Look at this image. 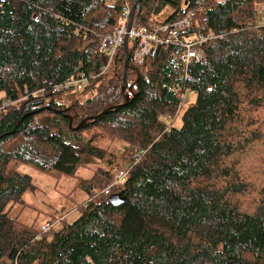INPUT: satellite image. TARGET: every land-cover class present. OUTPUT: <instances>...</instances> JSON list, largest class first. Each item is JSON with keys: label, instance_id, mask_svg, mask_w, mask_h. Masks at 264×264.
<instances>
[{"label": "trees", "instance_id": "1", "mask_svg": "<svg viewBox=\"0 0 264 264\" xmlns=\"http://www.w3.org/2000/svg\"><path fill=\"white\" fill-rule=\"evenodd\" d=\"M136 1L0 0V104L15 101L0 111V264H264V0H138L135 27L197 9L186 33L215 36L207 59L186 68L151 44L139 63L134 38L101 74ZM22 164L91 170L88 201L46 232L20 221L37 190Z\"/></svg>", "mask_w": 264, "mask_h": 264}, {"label": "rangeland", "instance_id": "2", "mask_svg": "<svg viewBox=\"0 0 264 264\" xmlns=\"http://www.w3.org/2000/svg\"><path fill=\"white\" fill-rule=\"evenodd\" d=\"M262 5V9L264 10V4ZM125 6L132 11L133 6L131 7L128 3H126ZM129 15L127 16L129 19L127 21V26L129 30H132L133 27H137H135L133 23H130L131 18H129ZM166 17L167 14L158 16L161 20ZM122 46H124V44ZM87 97H89V95H85L82 99ZM187 97L188 101L183 103L179 111L180 114L174 122L175 126L179 127L182 125V114L187 108L188 102L190 103L195 100L196 94L190 92ZM116 144L119 146L118 152L120 154L127 149L126 144L120 142ZM131 154L132 152L129 153L127 157H130ZM19 168L23 173L31 175L34 184L37 186V190L25 193L23 197L25 205L17 204L12 208V214L18 216L20 221L28 225L35 224L37 227H40L42 224L44 225L51 220L52 222L54 221L53 228H57L59 222L56 223L54 220L55 218H59L61 215H65V217L68 215L66 218L69 219L75 218L77 215L75 212L78 207L86 203L90 197L85 190L78 188L81 179L89 178L91 170L87 168H81L76 176L63 175L57 178L37 171L25 164H22ZM66 212L69 213L65 214Z\"/></svg>", "mask_w": 264, "mask_h": 264}, {"label": "built area", "instance_id": "3", "mask_svg": "<svg viewBox=\"0 0 264 264\" xmlns=\"http://www.w3.org/2000/svg\"><path fill=\"white\" fill-rule=\"evenodd\" d=\"M205 0H200L197 2V5L202 7ZM199 9V8H198ZM197 9L189 10L188 13L180 19L175 21L166 23V24H151L148 27H137L129 30L127 26L128 15L129 18L131 16V11L128 7L124 8V19L120 22V26L118 31L115 33L114 37L108 36L106 41H108L109 49H110V58L105 66H103L101 74H104L112 64L113 58L117 52V50L124 44L125 38L129 39L138 38L142 42L138 46L135 54V59L137 62H143L144 56L149 52L151 44L155 45H174L182 49L180 54V59L184 63L185 67L188 68L193 62H201L207 59V54L204 50V43L213 39L215 36H190L188 33V28L191 27L195 17H196ZM82 82V81H80ZM80 82H68L65 85H58L57 90H63L69 88L73 84H79ZM187 94L184 93L181 95L182 102H187ZM14 104L12 101H3L0 104V111H4L10 104ZM135 156L139 155L136 154ZM125 173H120L119 177L123 179L125 177ZM112 185L107 186L103 190V194L105 196H109L111 194ZM51 225L45 224L42 226V230L44 232L50 230Z\"/></svg>", "mask_w": 264, "mask_h": 264}, {"label": "water", "instance_id": "4", "mask_svg": "<svg viewBox=\"0 0 264 264\" xmlns=\"http://www.w3.org/2000/svg\"><path fill=\"white\" fill-rule=\"evenodd\" d=\"M138 0L135 2V4L133 5L132 11H131V19H130V23H133V19H134V14H135V10H136V5H137ZM128 46V37H126L125 39V43H124V47L127 48ZM129 58V57H128ZM128 58H127V62H126V68H125V74H124V82H125V87L123 88V91L125 92L127 89V69H128ZM127 101H129L127 99ZM99 116H95L94 119H97ZM72 124V121H71ZM113 199V197H110V201Z\"/></svg>", "mask_w": 264, "mask_h": 264}, {"label": "bare ground", "instance_id": "5", "mask_svg": "<svg viewBox=\"0 0 264 264\" xmlns=\"http://www.w3.org/2000/svg\"><path fill=\"white\" fill-rule=\"evenodd\" d=\"M119 26H120V25H119ZM118 28H119V27H118ZM118 28L116 29V31H115L114 33H112V34H110V35H108V36L114 37V36H115V33L118 31ZM108 36H107V37H108ZM107 37H106V38H107ZM106 38H105V44H106V47L109 48V44H108V41H106ZM109 58H110V57H109ZM107 71H108V70H107ZM107 71H106V72H107ZM106 72H105V73H106Z\"/></svg>", "mask_w": 264, "mask_h": 264}, {"label": "clouds", "instance_id": "6", "mask_svg": "<svg viewBox=\"0 0 264 264\" xmlns=\"http://www.w3.org/2000/svg\"><path fill=\"white\" fill-rule=\"evenodd\" d=\"M125 43V42H124Z\"/></svg>", "mask_w": 264, "mask_h": 264}]
</instances>
